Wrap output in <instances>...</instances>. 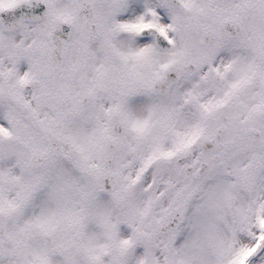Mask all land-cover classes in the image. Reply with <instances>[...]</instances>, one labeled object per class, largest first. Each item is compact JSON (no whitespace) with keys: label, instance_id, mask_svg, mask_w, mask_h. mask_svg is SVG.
<instances>
[{"label":"snow or ice","instance_id":"6c2138e0","mask_svg":"<svg viewBox=\"0 0 264 264\" xmlns=\"http://www.w3.org/2000/svg\"><path fill=\"white\" fill-rule=\"evenodd\" d=\"M0 264H264V0H0Z\"/></svg>","mask_w":264,"mask_h":264}]
</instances>
